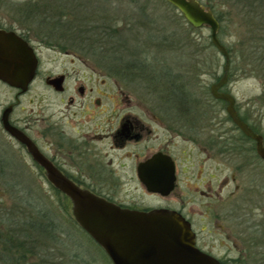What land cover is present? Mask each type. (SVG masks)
<instances>
[{"label":"flooded vegetation","instance_id":"1","mask_svg":"<svg viewBox=\"0 0 264 264\" xmlns=\"http://www.w3.org/2000/svg\"><path fill=\"white\" fill-rule=\"evenodd\" d=\"M140 9L138 17L144 23L140 27L127 20L125 27L118 28L119 18L114 16L117 13H109L111 27L87 29L92 35H110L104 39L105 45L88 46L96 52H105L104 47L109 49V61L94 65L77 57L67 61L71 68L67 66L60 72H54L53 65L51 68L44 65L39 49L32 46L26 30L19 32L0 26V29L14 31L23 38L35 50L39 62L29 90L23 93L14 88L17 102L1 113V126L10 137L0 148L1 168L4 171L8 168L6 165L10 166L13 155L27 165L26 157H29L38 170L36 176L48 180L46 169L34 159L27 145L5 131L3 117L11 108L10 124L27 135L38 152L81 189L122 209L144 212L169 209L180 214L192 226L196 247L221 264H231L233 251L224 242H219L226 254L222 258L201 237L195 226L196 206L204 207V217L215 223L228 222L230 217V222L236 223L237 235L248 243L247 261L254 259L257 264H264V243L261 244V237H257L261 235V224L252 223L249 220L252 213L242 208L240 211L245 216L240 213L235 219L232 210L237 209V205L232 206V212L228 211L229 164H233L231 181L239 192L245 190L238 183L241 174L252 173L257 161L264 163V160L257 152V141L242 131L229 115L227 110L231 102L216 98L214 90L218 94L231 95L240 121L263 137L260 125L252 116L253 109L241 105L229 92L230 67L224 80L226 64L221 75L216 71L212 77L206 71L210 82L201 86L198 92L187 91L189 84L176 75V58L159 59L160 53L164 54L166 50L176 51V34L165 33L169 30L148 18L145 5ZM140 22L136 24L140 25ZM142 26L148 30L146 36ZM84 32V28L78 29V34ZM132 39L139 41L135 49L129 46ZM50 47L56 50V46ZM150 51H158L157 57L150 60ZM64 55L74 54L65 52ZM193 71L186 70L187 80ZM37 82V86L46 88L48 98L40 97L37 103L34 101L28 117H15L19 97L34 89ZM153 187H159L163 192L151 190ZM53 189L58 190L55 186ZM167 190L168 194H164ZM134 193L158 201L143 206L142 200L131 198ZM74 221L77 223L75 218ZM77 225L86 233L91 250L107 263L114 264L105 249ZM222 231L226 233L225 229ZM236 247L245 253L241 245L236 244ZM77 256L76 259L80 258ZM245 258H240L239 262L243 263ZM78 260L76 264H87Z\"/></svg>","mask_w":264,"mask_h":264},{"label":"rangeland","instance_id":"2","mask_svg":"<svg viewBox=\"0 0 264 264\" xmlns=\"http://www.w3.org/2000/svg\"><path fill=\"white\" fill-rule=\"evenodd\" d=\"M29 1L35 0H0V26L6 29L18 30L19 32L26 30L29 38L32 40V46L39 49V55L44 65H48L49 68L53 65L51 69L54 72H60L67 66L69 67L67 64L69 59H76L77 57L84 58L86 61L89 60L94 65H97L100 61H109V49L104 47L105 52L99 50L96 52L89 49L87 46L88 43L85 45V43L81 42L79 36L76 35L78 34L80 23L74 21L76 19L75 17L68 18L65 20L68 21L65 25L63 22L62 26L56 29L54 28L55 26L51 25L52 23L50 24V21H43L42 23L40 20V23L34 22V24L32 22H25L23 17L25 12L24 8ZM98 1L100 0L92 1L93 3L95 2L96 5L91 6V12L98 9L101 12L117 13V15L115 14L114 16L119 18L117 24L118 28L125 27V22L127 20L129 23H134L135 27L143 25L144 23L142 24V22H140L141 19H139L138 15L141 11L140 6L145 5L147 9H145L144 12L148 18L161 23L162 28L169 30L165 33L176 34V51L166 50L164 54L160 53V58H158L165 60H174L176 58V75L183 77L182 81L189 84L187 91L198 92L201 86L209 84L210 77L205 74L206 71L210 72L212 77L216 71H218L217 74H222L226 59L217 49L211 46V29L209 27H203L201 29L191 27L181 13L165 0H102L103 2L100 4ZM202 1L204 2L205 0ZM136 2H138V4ZM66 12V14H69L68 10H66ZM100 15L103 14L101 13ZM100 15H97V17H102ZM137 21L140 22V25L136 24ZM157 26L160 27V25ZM223 26L225 27V31L220 39L226 46L231 47L233 52H235L236 49L238 50L240 48L239 43L245 41L247 36L246 34L244 35V33L236 31L235 29L238 27L233 25L230 21H226ZM142 27L144 29L142 33L146 36L148 30H146L145 26ZM237 33H239V35ZM50 42L52 45L56 46V50L51 49ZM138 42L139 41L132 39V42L129 43L130 48L135 49ZM60 52L63 54L68 52L74 55L63 56ZM157 53L158 51H150V53H148L149 59L152 60L157 57ZM105 64L106 63H104V65ZM100 69L103 71L102 68ZM188 69L194 70L189 80H187L188 73L186 72ZM231 72H233V76L229 78V92L241 105L246 108L249 107L251 110L253 109L254 115L252 116H254L256 122L260 125L259 129L264 137V102L259 99L264 97L263 81L254 75L245 73L242 69L236 70V68H233ZM38 84L37 82L34 89H31L29 93L19 97L20 103L15 117H28L34 106V101L37 103L40 97L48 98L46 88L39 87L37 86ZM16 95L17 91L0 82V117L5 108L17 102V100H15ZM9 138L10 137L3 131L0 123V148ZM180 146H183L182 142H180ZM26 159L29 165L25 164L23 160L21 161V158L13 155L10 166L4 169L5 172L2 174V178L5 179L4 181L7 179L12 184L20 182V186L9 189L0 177V222L3 223L2 227L8 228L12 226L10 222H6L4 218L7 212L11 211L13 207L18 208L20 204L24 206L23 201L20 199L21 196L27 197L25 195H32L37 198L42 197L43 199L44 197L46 199L44 201L46 204L43 203L44 208L47 207L46 209H49L50 205L53 206L57 218L54 216L55 219H52V215H54L53 212V214L49 216L51 220H56V224H58V221L61 222L60 226L64 233L59 243L54 245L49 238L36 237V245L38 244L40 249L48 253L45 256L38 254L39 252L33 255L29 254L27 260L23 261L22 264H76L80 261L78 259H81L87 264H109L104 261V259L100 258L96 252L91 250L89 246L90 241L83 233L76 231L70 226L68 221H72L73 219V204L70 200L62 193L58 194L47 179L36 176L35 173L38 172L37 168L33 166L29 157H26ZM231 166L233 167V164H229L230 169L228 171V174H230L228 211L229 213L234 211L236 214V216H234L235 219L237 218V214L239 216L240 213L242 215L245 214L243 211H240L241 208L249 213L251 212L252 215L249 216V220L252 223L261 224V235L258 234L257 237H261L259 240L262 242L261 244H263L264 163L257 161V167L252 173L245 172L241 174L238 183L242 186V190H245L239 192H236V185L231 181ZM126 197L130 199L129 196ZM131 198L142 200L143 206H151L158 201L153 197H146L139 193L132 195ZM236 205L238 208L230 211L232 206L234 207ZM204 214V207L201 208L196 206L194 216L196 229L201 237L203 236L206 241L209 242L210 246L214 247L213 250H215L220 257L223 258L226 255L224 254V249L220 248L218 245L219 242L222 241L231 247L233 251L230 254L231 264H247V262L251 264L255 262L254 264H257V261L254 259L247 261L249 256L247 248L248 243L246 240L243 242L241 239L242 237L237 235L236 223L234 221H232L233 223L230 222V217L228 222L224 220L215 223L212 219L210 220L209 217L205 218ZM201 229H205V231ZM224 229L226 233L222 231ZM227 236H229L230 239H228ZM45 244L48 245L46 246ZM236 244L241 245L245 252L244 254L238 250ZM75 255H79L80 258L76 259ZM242 257H246L243 263L239 262Z\"/></svg>","mask_w":264,"mask_h":264},{"label":"water","instance_id":"3","mask_svg":"<svg viewBox=\"0 0 264 264\" xmlns=\"http://www.w3.org/2000/svg\"><path fill=\"white\" fill-rule=\"evenodd\" d=\"M165 1L174 6L191 27L211 29L212 43L226 59V80L230 54L218 37L221 24L214 13L200 0ZM38 63L35 50L23 38L14 31L0 29L1 82L27 92L36 76ZM214 96L231 102L227 110L229 115L242 131L257 141V152L264 160V139L240 121L233 97L227 93L218 94L215 90ZM10 110L7 109L3 117L5 131L27 145L34 159L46 169L48 181L71 200L77 223L105 249L114 264H221L196 247L192 226L180 214L169 209L149 212L122 209L67 179L38 152L27 135L10 124ZM151 190L163 192L159 187Z\"/></svg>","mask_w":264,"mask_h":264},{"label":"trees","instance_id":"4","mask_svg":"<svg viewBox=\"0 0 264 264\" xmlns=\"http://www.w3.org/2000/svg\"><path fill=\"white\" fill-rule=\"evenodd\" d=\"M93 0H38L27 2L24 8V21L25 22H42L50 21L54 28H59L62 23L65 25L68 18L75 17L74 21L80 23L79 29L84 28L86 32L83 35L76 34L79 39L87 46L105 45V38L110 35L88 33L90 29L96 28H108L111 27L109 22L112 18L109 17L108 12H101L95 10L91 12V6L96 5ZM99 4L103 2L98 1ZM200 2L209 10H211L218 21L221 24L219 32V39L225 31L223 26L226 21H230L233 25L237 26L235 30L239 33L246 34V40L239 43L240 48L233 52L232 48L224 44L230 54V74L233 76V68L236 70L242 69L245 73H249L260 78L264 83V0H205ZM174 7V6H173ZM175 8V7H174ZM66 10L69 14H66ZM103 15H100V14ZM47 14V15H46ZM46 15V16H45ZM100 15L102 17H97ZM71 20V19H70ZM39 22V23H40ZM56 23V24H55ZM107 24V25H106ZM53 28V27H52ZM239 33H237L239 35ZM94 36V37H93ZM76 37V36H75ZM72 37V38H75ZM82 37V38H80ZM97 38V39H95ZM90 39V41L88 40ZM103 39V40H102ZM52 43L50 42V46ZM211 46L215 47L212 43ZM218 50V49H217ZM219 51V50H218ZM220 52V51H219ZM221 53V52H220ZM264 102V97L259 98ZM9 165H6V167ZM2 165L0 164V177L2 178ZM5 180V179H1ZM7 188H17L20 186V182L10 183L6 179L4 181ZM22 183V182H21ZM61 194L60 191H56ZM21 200L23 205L13 207L11 211L7 212L4 220L10 222L11 227H2L3 223L0 222V264H22L26 261L29 254H42L45 256L48 252L40 249L38 244L36 245V237H46L54 244L59 243V240L64 233L58 221H53L50 218V214L54 213V208L50 205L49 209L44 208L43 203L46 200L44 197H34L32 195H25ZM19 201V200H18ZM20 203V202H19ZM22 203V202H21ZM46 204V203H44ZM53 212V213H52ZM52 215L57 218V215ZM73 218V217H72ZM55 219V218H54ZM3 222V221H2ZM60 222V223H59ZM70 226L76 231H80L85 235L77 223L74 221H68ZM63 237V236H62ZM46 246L48 244H45Z\"/></svg>","mask_w":264,"mask_h":264}]
</instances>
